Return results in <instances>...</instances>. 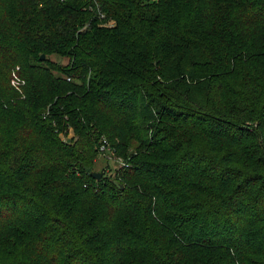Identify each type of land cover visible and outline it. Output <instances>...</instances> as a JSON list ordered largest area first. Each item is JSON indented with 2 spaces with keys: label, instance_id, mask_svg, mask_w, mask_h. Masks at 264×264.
<instances>
[{
  "label": "trees",
  "instance_id": "16d2710c",
  "mask_svg": "<svg viewBox=\"0 0 264 264\" xmlns=\"http://www.w3.org/2000/svg\"><path fill=\"white\" fill-rule=\"evenodd\" d=\"M0 264H264V0H0Z\"/></svg>",
  "mask_w": 264,
  "mask_h": 264
},
{
  "label": "rangeland",
  "instance_id": "374dc122",
  "mask_svg": "<svg viewBox=\"0 0 264 264\" xmlns=\"http://www.w3.org/2000/svg\"><path fill=\"white\" fill-rule=\"evenodd\" d=\"M111 21L106 20L104 24H109ZM51 59L55 61H59L60 65H63L67 62V58L65 57H57L55 55L50 56ZM66 135L62 136H71L72 132L71 130H67L64 132ZM122 162V159L118 157L116 154H114L112 151H103L97 154V157L95 159V162L93 164L92 170L100 173H106L112 176L114 170L120 166Z\"/></svg>",
  "mask_w": 264,
  "mask_h": 264
},
{
  "label": "built area",
  "instance_id": "2783aa9c",
  "mask_svg": "<svg viewBox=\"0 0 264 264\" xmlns=\"http://www.w3.org/2000/svg\"><path fill=\"white\" fill-rule=\"evenodd\" d=\"M19 82H18V79L15 77V75L13 76V80H12V84L13 85H15V86H17V84H18ZM99 149H100V151L101 152H103V151H109V150H107V148L105 147V144L104 143H102L100 146H99Z\"/></svg>",
  "mask_w": 264,
  "mask_h": 264
},
{
  "label": "water",
  "instance_id": "95a60500",
  "mask_svg": "<svg viewBox=\"0 0 264 264\" xmlns=\"http://www.w3.org/2000/svg\"><path fill=\"white\" fill-rule=\"evenodd\" d=\"M44 56H43V54L40 56V58L42 59ZM100 172H96V171H91V176L93 177V178H96V179H98L99 177H100Z\"/></svg>",
  "mask_w": 264,
  "mask_h": 264
}]
</instances>
